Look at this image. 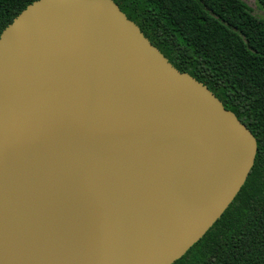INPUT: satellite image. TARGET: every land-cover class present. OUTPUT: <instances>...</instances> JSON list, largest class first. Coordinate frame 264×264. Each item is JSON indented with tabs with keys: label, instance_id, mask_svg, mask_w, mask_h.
I'll return each mask as SVG.
<instances>
[{
	"label": "water",
	"instance_id": "95a60500",
	"mask_svg": "<svg viewBox=\"0 0 264 264\" xmlns=\"http://www.w3.org/2000/svg\"><path fill=\"white\" fill-rule=\"evenodd\" d=\"M256 153L114 0H34L0 34V264H173Z\"/></svg>",
	"mask_w": 264,
	"mask_h": 264
},
{
	"label": "trees",
	"instance_id": "16d2710c",
	"mask_svg": "<svg viewBox=\"0 0 264 264\" xmlns=\"http://www.w3.org/2000/svg\"><path fill=\"white\" fill-rule=\"evenodd\" d=\"M34 0H0V34ZM179 70L206 84L257 139L221 217L173 264H264V0H114Z\"/></svg>",
	"mask_w": 264,
	"mask_h": 264
},
{
	"label": "rangeland",
	"instance_id": "374dc122",
	"mask_svg": "<svg viewBox=\"0 0 264 264\" xmlns=\"http://www.w3.org/2000/svg\"><path fill=\"white\" fill-rule=\"evenodd\" d=\"M246 1L250 6L253 7L254 13L256 15H261L262 14V9L259 7L258 1L257 0H244Z\"/></svg>",
	"mask_w": 264,
	"mask_h": 264
}]
</instances>
